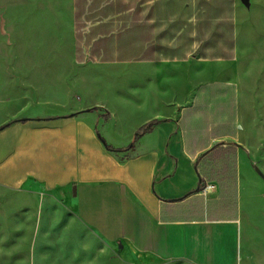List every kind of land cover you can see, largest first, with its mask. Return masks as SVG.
<instances>
[{
    "label": "crops",
    "instance_id": "crops-1",
    "mask_svg": "<svg viewBox=\"0 0 264 264\" xmlns=\"http://www.w3.org/2000/svg\"><path fill=\"white\" fill-rule=\"evenodd\" d=\"M240 4L0 0V190L58 197L128 264H236L247 231L230 215L250 163L238 89L167 69L231 63ZM121 67L139 70L127 93L118 76L88 74ZM153 120L130 151L98 138L125 148Z\"/></svg>",
    "mask_w": 264,
    "mask_h": 264
},
{
    "label": "rangeland",
    "instance_id": "rangeland-1",
    "mask_svg": "<svg viewBox=\"0 0 264 264\" xmlns=\"http://www.w3.org/2000/svg\"><path fill=\"white\" fill-rule=\"evenodd\" d=\"M235 26L237 52L231 63L167 70L177 77H198L199 82L212 79L214 74L218 79L235 82L239 94L241 142L250 162L248 167L243 160L240 164L241 216L238 209L230 215L235 221L239 218L247 231L243 232L241 245L237 247L236 264H264V0H248L247 3L241 0ZM136 73L139 70L129 67L90 68L88 72L90 76L120 77L117 88L122 93L129 91V78ZM125 106H120V113ZM118 119L124 128L134 122L122 115ZM33 192L36 195L25 197L0 190V264H128L122 260L118 248H111L80 226L71 213L61 207L58 197L42 195L40 198V190ZM142 264L160 263L144 259Z\"/></svg>",
    "mask_w": 264,
    "mask_h": 264
},
{
    "label": "trees",
    "instance_id": "trees-1",
    "mask_svg": "<svg viewBox=\"0 0 264 264\" xmlns=\"http://www.w3.org/2000/svg\"><path fill=\"white\" fill-rule=\"evenodd\" d=\"M95 110H97L96 107L91 108V109L87 110L86 112H91V111H95ZM71 116H73V115H71ZM106 118H109V114H106ZM159 122H160V121H158V120H153V121H151V122H149V123H147V124H145V125L139 127V128L135 131V133H134V136H133V140H132V142H131L128 146H126L125 148H121V149H115V148H112L111 146L107 145V144L105 143V141L100 137V135H99L98 133H97V134H98V138L100 139V141L102 142V144L104 145L105 149H106L108 152H111V153H116V152H126V151H130V150L134 147V144L136 143V141H137L140 137H142V136H144L145 134L149 133V132L152 130V128H153L156 124H158ZM8 125H9V124H7V125H5V126H8ZM204 186H205V181L200 177V179H199V183H198V187L196 188V190H195L194 192L201 191V190L204 188Z\"/></svg>",
    "mask_w": 264,
    "mask_h": 264
},
{
    "label": "water",
    "instance_id": "water-1",
    "mask_svg": "<svg viewBox=\"0 0 264 264\" xmlns=\"http://www.w3.org/2000/svg\"><path fill=\"white\" fill-rule=\"evenodd\" d=\"M248 0H242L243 3H247Z\"/></svg>",
    "mask_w": 264,
    "mask_h": 264
}]
</instances>
